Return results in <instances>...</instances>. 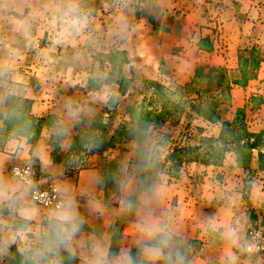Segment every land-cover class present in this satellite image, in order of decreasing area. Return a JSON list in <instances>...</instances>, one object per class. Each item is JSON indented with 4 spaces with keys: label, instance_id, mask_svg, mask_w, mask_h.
<instances>
[{
    "label": "crops",
    "instance_id": "1",
    "mask_svg": "<svg viewBox=\"0 0 264 264\" xmlns=\"http://www.w3.org/2000/svg\"><path fill=\"white\" fill-rule=\"evenodd\" d=\"M29 1L0 0L3 3L0 5V77L8 80L5 84L9 92L32 101L33 115L57 116V127H62L65 132L62 153L53 159L49 141L53 128L56 127H45L40 137L33 142L22 135L6 136L0 145L12 154H0V178L14 187L23 182L12 176V167L16 164L37 163L45 174L43 183L59 184L61 189L56 186L60 190L74 188L71 195L83 222L69 249L71 257L69 251L61 249L58 255L46 254L36 259L40 264L45 261H53L55 264H91L94 259L93 250L99 246L107 252L110 260L130 254L134 258V264H166L164 259H152L145 255L140 246L138 225L144 214L143 198L145 193H152L147 190L139 191V203L134 214L129 215L124 206V200L135 194L138 187L136 170L139 164L135 163L138 147L133 144L135 137L124 143L126 138L117 133L118 127L122 125L111 126L109 116L116 109L125 106L127 96H135L137 91L134 85L139 82L149 83L154 78L152 65H166L170 61L174 62L177 69L181 68L186 58L171 54L175 43L171 40L175 39L171 25L165 19L158 18L156 21L165 30L155 29L149 20L151 12L147 18L138 17L133 4L122 6L123 8L118 6L110 12L108 10V13L101 15V19V16L96 17L90 11L78 8L75 0H45L46 3L33 8ZM69 4H75L78 12L65 17ZM77 16L87 20L86 26L79 30L66 23V20ZM178 41L187 44V34L178 38ZM114 43L121 56L112 59L119 60L120 66L115 64L118 69L103 71V64L95 55L101 50V45ZM213 46L216 51V44ZM209 53L213 54L214 50ZM178 59L182 62L179 63ZM213 60L221 62L222 59L214 54ZM224 60L225 58L222 62ZM128 61L134 64V69L129 74L131 83L125 84L123 68ZM140 63L147 65L142 69ZM262 63L257 76L249 80L246 86L232 84L231 94L237 105H241L242 101L236 95L243 93L244 89L254 83H260L264 78V61ZM117 70L121 76L112 78V72ZM158 76L159 79L170 78L161 70ZM261 85L264 83L259 84ZM173 86L167 85L170 92L177 88ZM91 101L97 106L101 102L102 110L93 115L84 114V118L82 111L85 110V104H90ZM134 105L160 112L164 103L152 101L138 106L136 101ZM70 110L73 115H70ZM79 118L81 121H78L76 128L84 120H89L92 124L100 118L106 124V130L103 134L90 128L88 132L78 136L82 138L84 134H90V141L79 145V148H73V141L78 139V133L73 136L72 145H69L71 136L65 127ZM166 118L167 116L159 123L153 122L150 127L165 128L170 123ZM117 136L120 138L117 139ZM75 148L83 167L72 172L69 169L72 161L69 156L75 155L72 153ZM260 151H264L263 146L252 149L253 157L243 166L238 164V153L227 150L222 164L193 161L189 163L190 166H180L177 178L169 180L163 177L151 185V189L156 185L161 188L159 202L154 201L152 204L153 216L172 229L182 241L180 250L185 264H253L244 258L242 247L243 240L247 239V230L260 215L256 214L264 209V180L256 179L251 174L260 169ZM112 152L116 157L109 159V162L119 167L115 181L118 182L119 179L123 182L126 178L123 165L136 166L134 173L129 175L132 181L131 190L127 193H122L120 189L111 193L109 188H105L106 185L103 186V182L111 178L105 180V156L109 154L111 157ZM249 183L250 186L247 187ZM26 199L27 203L22 209H19L17 201L19 211L10 209L7 204L2 208L3 211L0 209V264H33L31 254H25L23 248L25 236L31 238V233H26L25 229L48 227L52 208L48 211L32 204L30 188ZM23 216L31 219L24 220ZM230 230L233 233L231 242L225 236ZM12 237H15V243L12 242Z\"/></svg>",
    "mask_w": 264,
    "mask_h": 264
},
{
    "label": "rangeland",
    "instance_id": "2",
    "mask_svg": "<svg viewBox=\"0 0 264 264\" xmlns=\"http://www.w3.org/2000/svg\"><path fill=\"white\" fill-rule=\"evenodd\" d=\"M42 3H46L45 0L29 1V5H31L30 7L32 8ZM75 3L78 8H84L96 17L108 13V10L109 12L111 10L114 11L118 6L121 8L122 6H129V4H133L136 7L135 14L138 17L147 18L149 17V12H151L149 20L154 24L155 29L165 30V27H161L162 25L160 22L158 20L156 21L158 18L165 19V21L171 25L172 31L174 32L172 36L175 37V39L171 38L172 42H175L171 54L186 58L180 69H177V67L174 66V62L170 63V61L169 63H166V65H152L153 68L151 69L154 70L151 71L152 77L154 78H151L149 83L143 84L142 82H139L134 85L137 92H135V96L129 95L126 97L127 101H125V103L127 105L125 104L123 108L113 111L111 116L108 114L111 118L109 119L112 123L111 126L114 127V124L126 125L131 121V110L136 106L134 105L136 101L138 102V106L153 101L155 103L168 104L170 107V113L166 115V119H168L170 123L165 126V128L160 127L161 129H159L156 127L157 129L154 128V130L149 127L143 141L141 140L138 143L137 139H133V144H135V146L137 145L138 147L143 145L152 153L154 163H152V173L147 175V179H151L154 182L156 180H161L163 177L169 180L177 178L178 171H175L172 168L173 164L171 161H166L167 155L172 153L175 149L184 147L183 153H179L180 156H177L176 159L179 161L178 169L180 170V166H183L184 164L192 163L193 161L186 162V158L195 156L196 153L202 154L205 150L209 151L211 149V144L217 143L215 140H212V138H217L219 136L222 122L224 120H233L239 108H245L243 122L249 130L260 131L261 129H264V103L256 105L253 101L254 95H262L264 97V85L259 86L260 83H264V78L260 83H254L250 87L244 89L243 93L236 95V97L241 99V105H237V102H233L231 88L225 89V87H215L212 91L205 92L207 87L206 80H194L196 68L198 66H202L205 71H208L212 66H218L222 67L224 69L223 71L227 73L230 78L240 76L241 57L250 56L253 50H255L254 56L260 59L261 62L260 66L254 70V76L249 80L257 76V70L263 66L262 62L264 61V0H75ZM0 5H3V3L0 2ZM101 19H103L102 16ZM186 34L189 39L187 44L179 42L178 38H181ZM202 37H207L211 39L213 45L214 43L216 44V51L213 46V54L209 53L211 51H203L198 48L197 42ZM116 49L117 47L114 43L101 45V50L97 51L95 57L103 64V71L120 66L119 60L115 61V59H112L121 56V52H117ZM214 54L218 55L222 60L225 58V60L223 62L222 60L221 62H214ZM178 62L180 63L182 60L178 59ZM146 65L147 64L140 63L139 66L143 69ZM157 67L159 68L157 69ZM249 68H251V66H249ZM123 69L125 74H123L124 83H131L129 81V74L131 70L134 69V64H131V62L128 61L127 63H124ZM160 70L161 72H166L170 78L164 79L162 77V79H159L158 74L160 73ZM116 72H112V78L119 77V75L121 76L119 71L118 73ZM154 72H157V74ZM177 76H179L178 79L176 78ZM110 78L111 77L108 75V79ZM6 81L8 80L0 77V84H5ZM167 85H174L173 87L176 86L177 88L175 87L176 89L171 90L172 92H170ZM8 95L15 94L8 90L6 92L4 88L0 87V98H2L0 99V112H3V116L0 118V144L4 141L6 136H17L7 131L4 124V117L8 109L6 104V102H8ZM243 95H245L244 101ZM100 98H103V96ZM91 99L93 100V98ZM10 102L12 101L10 100ZM98 104L100 106H97L92 101L90 104H85V110L82 111L83 114L81 115L86 118L84 114L88 115V113H92L93 115L99 113L100 110H102V103L99 102ZM211 106H213V109ZM199 109L201 112H197ZM211 113H213V117H217L216 121H211L209 119ZM78 121H81V118L75 119L74 123L65 127L66 131H68L71 136L69 145H72V138H74L73 136L76 133H78V137L79 135L88 132L90 128L97 130L94 124H91L89 120H84L80 127L76 128ZM54 127L56 128H53L49 142L53 149L52 157L53 159H56L58 155H61L59 153H62L61 147L63 146L62 143L64 136L62 135L59 139L57 137L60 133L64 134L65 132L62 127H57V125ZM126 130L127 134L130 131L131 135H135L137 132L142 133V129L140 130L135 123L129 124ZM237 130L238 128L236 127L235 132ZM127 134L124 133L122 137L126 138ZM231 135L233 134L231 133ZM80 139L81 137L76 139L75 142L73 141V148L74 146L78 147L81 145ZM128 140L129 138H126L124 143ZM104 143L105 142H102V144ZM242 143L244 142H241V144ZM169 144L171 146H169ZM101 147L104 146L101 145ZM124 147L126 149L127 146L125 145ZM228 147L231 151L235 150L237 152L238 150L239 155L244 156L245 154L244 147L242 146V148L238 146L237 143H230ZM75 150L76 148L72 150V153L75 155L69 156L72 160L69 169L72 172L79 171V169L83 167L79 161V156H76L78 153L75 152ZM83 153L87 154L85 151ZM0 154L7 155L12 154V152L5 150L2 148V145H0ZM251 156L253 157V155ZM105 157L106 167L109 169L110 165L113 164V162L109 161L115 159L116 156L114 152H112L111 157L109 154ZM118 157H120V154H118ZM121 159H123V157ZM135 163L138 162L136 161ZM29 164H33V166H35L39 170V173L45 178V174L40 170L37 163L31 162ZM188 166H190V164ZM135 167L134 164L123 165L124 176L127 177L133 174ZM259 170L251 174L256 179L264 180V170ZM117 171L119 172V167L114 168L109 176L111 178L103 182V186L106 185L105 188H109L108 191L111 193H114L116 189H120L118 182L121 181H119V179L118 182L115 181ZM44 178L43 182H45ZM251 179L253 178L251 177ZM43 184L50 185L52 183ZM52 185H57L61 189L59 184ZM68 190L70 193L74 192V188L72 187ZM149 193L151 194L152 192L150 191ZM133 195L128 198V200L134 205L131 210H126L129 215L134 214L139 203L138 199L133 198ZM246 195L248 196L249 194ZM107 197L110 198V195ZM30 201L32 204L37 205L32 200L31 194ZM37 207L44 208L39 205H37ZM44 209L48 211L51 210L50 208ZM3 210L4 209H2V211ZM259 214L263 215L264 209L256 215L258 216ZM257 218L258 217H256V219ZM125 219L126 217L124 220ZM124 224L125 221L123 222V225ZM243 243H246L245 239L243 240ZM240 247L241 245L238 247V250Z\"/></svg>",
    "mask_w": 264,
    "mask_h": 264
},
{
    "label": "trees",
    "instance_id": "3",
    "mask_svg": "<svg viewBox=\"0 0 264 264\" xmlns=\"http://www.w3.org/2000/svg\"><path fill=\"white\" fill-rule=\"evenodd\" d=\"M197 45L200 50L205 51H212L214 48L211 39L207 37L200 38L197 42ZM254 53L255 50L251 52L250 56L241 57V75L238 77L230 78L228 74L223 71L224 69L222 67L212 66L208 69V71H205L202 66H198L196 68L194 80H206L207 87L205 92L212 91L215 87H225V89H230L232 84L246 86L249 79L254 76V70L260 66L261 62L260 59L254 56ZM249 66H251V68H249ZM7 100L8 102H6V104L8 109L4 117V124L6 130L12 134L26 136L29 138V141H33L40 137L45 127L50 128L57 125V116L54 114H50L47 117L34 116L31 113L32 101L30 99L16 95H8ZM10 100L12 102H10ZM253 101L256 105H261L264 103V97L262 95H254ZM211 108L213 109V106H211ZM170 110L171 109L168 104H164L160 112H155L146 106L133 107L131 110V121L118 128V136L121 137L124 133L127 134V126L131 123H135V125H137L140 130L142 129V133L137 132L135 135H131L129 131V133L126 135V138L135 137L139 143L141 140L143 141L145 139L146 132L149 129L151 123H159L160 121L164 120L165 116L170 113ZM197 112H201L200 109ZM244 113L245 108H239L233 120H224L222 122V128L219 136L217 138H212V140H215L217 143H212L210 146L211 149L209 151L205 150V152L202 154L196 153L195 156L186 158V162L199 161L204 164H222L226 157V152L229 150L228 145L230 143H237L238 146H243L245 150L244 156L239 155L237 150L238 164L244 166L246 161H249L251 158L252 149H259L264 146V129H261L260 131L249 130L246 124L243 122ZM2 116L3 112H0V118ZM209 116L211 121L217 120V117H213V113H211ZM93 124L97 130L101 131L103 134L105 133V123L100 120H96ZM236 127L238 130L235 132ZM231 133L233 135H231ZM62 135L63 134L60 133L57 138H61ZM89 137L90 134H84L80 139L81 144L89 142ZM120 137H117V139ZM112 139L110 143H112ZM75 141L76 138L74 139V142ZM241 142L244 143L241 144ZM183 151L184 147L175 149L172 153L167 155L166 161L172 162V168L175 171H179V161L176 159L177 156H180L179 153H183ZM148 153L149 150L146 147L143 145L138 146L136 161L139 163V166L136 170V176L139 178V181L136 192L133 195L134 199H137V195L140 190H147L149 192L151 191L150 187L153 184V181L151 179H147V175L152 173L151 168L153 164L149 162ZM258 162L259 168L264 170V151L259 152ZM114 168H116L115 164H111L109 169L106 170L105 180L111 175V171ZM249 186L250 183L247 187Z\"/></svg>",
    "mask_w": 264,
    "mask_h": 264
},
{
    "label": "clouds",
    "instance_id": "4",
    "mask_svg": "<svg viewBox=\"0 0 264 264\" xmlns=\"http://www.w3.org/2000/svg\"><path fill=\"white\" fill-rule=\"evenodd\" d=\"M78 9L75 4L68 5V12L64 15L68 17L70 13H77ZM66 23L72 27H76L77 30L86 26L87 20L85 17L77 16L73 19L66 20ZM0 87L4 88L7 92L8 86L6 84H0ZM2 99V98H0ZM70 115H73L70 110ZM149 162L154 163L152 159V153L149 151ZM132 177L127 176L123 182H118L122 193H127L131 190ZM30 185L27 180L23 183H17L14 187L9 186L0 178V209L6 204L14 210L19 211L27 203V195ZM60 191V200L49 213V224L47 228H28L25 229L26 233H31V238L27 235L23 241V248L25 254H31L33 258V264H40L37 257H44L46 254H57L61 249L69 251L76 234L82 227V221L79 218L76 202L68 189L58 190ZM152 195L144 194L143 198V216L141 222L138 225V230L141 234L140 246L145 255L152 259H164L166 264H185L184 256L180 250V244L182 241L177 234L161 221L154 218L152 211L153 202H159L161 195V188L159 185L154 186L151 189ZM17 201L19 202V209L17 208ZM124 206L131 210L134 205L130 200H124ZM22 219H31L28 216H23ZM2 223V221H0ZM226 239L230 242L233 240V233L230 230L225 234ZM12 242H16L15 237H12ZM151 242V243H149ZM167 249V250H165ZM94 259L91 264H134L133 258L130 254L109 259L106 251L99 246L93 250ZM69 256L72 253L69 251ZM44 264H55L53 261H45Z\"/></svg>",
    "mask_w": 264,
    "mask_h": 264
},
{
    "label": "built area",
    "instance_id": "5",
    "mask_svg": "<svg viewBox=\"0 0 264 264\" xmlns=\"http://www.w3.org/2000/svg\"><path fill=\"white\" fill-rule=\"evenodd\" d=\"M14 177L30 185L32 200L44 208H55L60 200V190L56 185H44L43 175L33 164H16L12 167ZM243 256L253 264H264V214L259 215L246 233Z\"/></svg>",
    "mask_w": 264,
    "mask_h": 264
}]
</instances>
